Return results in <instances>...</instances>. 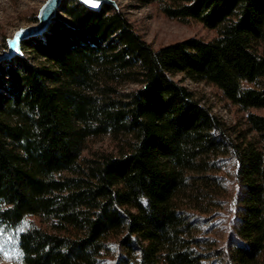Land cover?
Masks as SVG:
<instances>
[{
	"label": "trees",
	"instance_id": "obj_1",
	"mask_svg": "<svg viewBox=\"0 0 264 264\" xmlns=\"http://www.w3.org/2000/svg\"><path fill=\"white\" fill-rule=\"evenodd\" d=\"M157 1L216 35L153 47L114 5L62 0L66 19L21 42L42 62L0 65V229L24 264H212L204 225L224 205L221 157L238 192L218 251L264 264V0ZM177 74L217 87L246 127ZM101 135L116 150L84 155Z\"/></svg>",
	"mask_w": 264,
	"mask_h": 264
},
{
	"label": "rangeland",
	"instance_id": "obj_2",
	"mask_svg": "<svg viewBox=\"0 0 264 264\" xmlns=\"http://www.w3.org/2000/svg\"><path fill=\"white\" fill-rule=\"evenodd\" d=\"M45 0H0V53L7 49V38L12 37L14 32L37 22V14ZM115 7L120 9L131 22L134 30L153 47H158L176 40L196 36L210 40L216 35L214 29H210L195 20L180 21L168 17L161 9L157 0H113ZM66 19V15L60 9L56 10L55 16ZM21 55H25L35 62H42L21 44ZM3 61L0 62L2 65ZM1 75V74H0ZM181 84L191 90L194 95L217 114L226 125L237 129L246 127L245 112L239 110L225 99L221 91L210 84L202 81H193L183 74L174 76ZM256 111V110H255ZM264 112V110H257ZM116 150V142L108 135L90 138L86 142L84 155H90L95 151ZM219 176L223 178L226 191L224 205L216 217H207L204 225L211 241L209 250L212 264H227L224 251L230 246L229 238L234 234L236 224L235 208L238 184L234 175V166L229 158H217ZM36 221H39L36 218ZM232 238V237H231ZM233 240V239H232ZM0 264H24L20 259L17 247L16 235L6 233L0 229Z\"/></svg>",
	"mask_w": 264,
	"mask_h": 264
},
{
	"label": "water",
	"instance_id": "obj_3",
	"mask_svg": "<svg viewBox=\"0 0 264 264\" xmlns=\"http://www.w3.org/2000/svg\"><path fill=\"white\" fill-rule=\"evenodd\" d=\"M61 1L62 0H45L38 10L37 22L17 29L12 37L7 38L8 47L0 53V62L11 59L16 55H21V42L24 39L40 35L47 30ZM78 1L93 10H98L104 3L115 5L113 0H95L97 6L87 4L84 0Z\"/></svg>",
	"mask_w": 264,
	"mask_h": 264
},
{
	"label": "snow or ice",
	"instance_id": "obj_4",
	"mask_svg": "<svg viewBox=\"0 0 264 264\" xmlns=\"http://www.w3.org/2000/svg\"><path fill=\"white\" fill-rule=\"evenodd\" d=\"M85 3L91 4L92 6H97L95 0H84Z\"/></svg>",
	"mask_w": 264,
	"mask_h": 264
}]
</instances>
